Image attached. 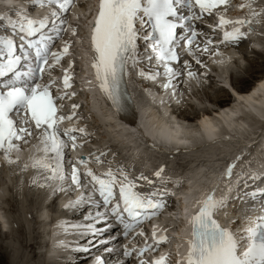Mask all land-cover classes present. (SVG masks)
<instances>
[{
  "label": "snow or ice",
  "instance_id": "snow-or-ice-1",
  "mask_svg": "<svg viewBox=\"0 0 264 264\" xmlns=\"http://www.w3.org/2000/svg\"><path fill=\"white\" fill-rule=\"evenodd\" d=\"M27 3L29 8L48 6L52 11L40 19L32 18L29 9L23 7L12 10L15 19L13 15L0 14L3 22L0 23V155L9 165L19 163V157L13 159L11 153L23 150L24 145L31 147V142L37 141L39 155L31 158V165L24 164L21 171L29 167L36 170L30 183L46 189V199L53 204L67 198L61 205L65 215L57 221V227L64 234L70 233L72 239L55 245L72 254L71 259L65 258L67 264L78 262V254L85 253L87 264H112L108 257L113 255L117 257L114 264H168L170 257L147 256L149 251H158L166 236L156 239L153 234L154 244L145 240L143 247L134 238L145 236L141 226L158 215L167 206L166 198L173 194L167 190L171 181H160L164 167L153 173L155 179L143 171L130 178L132 169L122 163L113 171L115 154L105 160L107 151L92 154L97 164L110 165L104 173L88 167L86 157H77L65 167L66 152L75 150L81 136L88 134L87 126L59 128L66 118L86 119L77 116L75 110L81 106L76 103L72 104L69 116L58 115L62 107L59 102L76 96L74 91H64L72 86L68 69L62 79L63 89L53 91L57 80L52 78V73L70 55V45L65 42L61 50L53 51V48L62 38L65 14L74 0H27ZM231 3L233 0H99L91 32L95 53L92 66L109 105L119 113L125 100L131 98L127 91L129 78H138L149 90L155 86L170 91V98L177 97L185 78L204 87L211 80L206 70L209 69L207 56L219 54V48L225 44L238 50L248 34L243 26L249 25L248 31H254L253 25L264 22V13L253 12L236 20L221 15L220 27L228 24L241 27L223 31L222 39L215 41L216 28H212L210 35L200 24L207 17L216 19L213 9L222 11ZM233 59L230 56L214 63L223 67ZM45 76L48 82H37ZM175 103L180 104L181 100L176 99ZM246 155L250 157V152L242 151L224 173L228 192L233 191L235 177L237 195L217 197L213 190L206 196L198 213L191 218L189 251L177 264H264V215H257L251 226L236 230L237 221L233 227H224L217 218L235 200L243 203L242 198L249 206L259 198L264 210V191L248 190L249 180L264 181V176L247 171L251 160L246 161ZM241 188L245 191L241 192ZM81 209L84 215L79 221L67 215H75ZM113 228L117 231L105 238V233ZM129 237L133 239L125 243ZM93 248L100 251L94 253Z\"/></svg>",
  "mask_w": 264,
  "mask_h": 264
},
{
  "label": "bare ground",
  "instance_id": "bare-ground-1",
  "mask_svg": "<svg viewBox=\"0 0 264 264\" xmlns=\"http://www.w3.org/2000/svg\"><path fill=\"white\" fill-rule=\"evenodd\" d=\"M23 1L19 2L21 4L19 6L17 3L14 2V0H7V2L9 3L12 2L15 3L16 8L18 7L25 8L28 5L27 0H23ZM90 3L91 2L89 0L88 1L74 0V3H72V7H71L72 12L75 13V15L79 14V16L77 15V17L79 18L80 16H86L85 14L89 9L88 5ZM246 4L252 7L256 6L255 7L256 9H261V11L264 13V0H255L251 2L246 1ZM38 8H41V11L45 12L46 15L48 14L49 10H52L48 6H44V7L38 6ZM13 9L15 8L9 9L5 7H0V14L13 15L14 18L15 15L12 11ZM29 12H31V10H29ZM258 40L259 42H261L263 38H258ZM81 45H82V41L80 40V47L82 48ZM247 46L248 44L243 42L239 46L238 50L237 49L231 50L230 48L226 47L225 50L222 51L219 50V54L212 55V59L215 61L221 59L220 57L222 55L221 56L219 55L222 54V52H223V57H225L224 60H228L230 56L234 58L233 60L235 63L231 68H228L227 71L228 73L226 76H224V78L228 76L227 78L230 81L232 80L235 84L238 85L240 84L238 86L240 90H242L241 89L242 84H244L247 79L244 78L243 74H239L238 72H236L237 70L241 69L244 64L240 62L238 59H242V58L245 59V57L249 55V52L254 53L255 58L252 57V59L249 60L247 59L248 60L247 67L242 68L243 70L247 69V72L252 73L251 71H249V68L254 66L257 58L264 57V51L261 54L258 53L260 51H255V50L248 51ZM75 54L77 53L75 52ZM259 63L260 64L264 63V60H261ZM208 65H210L209 62ZM212 69L216 70V67H213ZM224 69L225 66H223V69L219 67V70L225 71ZM193 70L196 69L194 68ZM219 70H218V74H221L219 73ZM89 78H90L89 75H87L84 78L86 82L84 85L90 88ZM184 80L187 84L192 82L187 80V78ZM209 82L212 84L217 83L214 81L212 77ZM190 87H192L191 84L188 85V88ZM218 87H219L218 89L223 88L222 86H218ZM205 88L206 87H202L201 91H196V90L192 91V94L195 97H198L197 96L198 92L203 91L204 94L209 93V91H207V88L206 89ZM156 89H162V88L156 87ZM234 89L236 93H233L234 94L232 100L233 102L228 103L224 106L221 105L220 106L221 109L217 108L216 110H213L210 109L209 107L198 108V106L200 105H195V104L191 105L190 103V105L192 107H195L197 111L195 112L192 111L191 113L189 112L187 113V111L181 108L179 109L176 108L175 110L172 109L171 112L169 111V106L172 104H174L175 106L176 104L173 98H170V95H168V93L159 95V93L154 92L153 90H149L145 86H135L134 90L136 94L135 95L136 100L141 101L142 99H146V100L149 99L151 101L149 104L146 105L143 104V106L141 107L142 115L138 116V121L142 129L139 128V125L135 127L126 128L124 125L116 123L113 119L109 120L108 117L106 119L105 118L106 112L101 107L100 101H97L93 98L88 99L87 97H86V103L91 104L92 108L95 110V113L94 114L89 113L88 108L84 107V112H88L87 115L83 116L86 117V119L79 120L75 117V119L74 118H72L71 120L67 119L66 121L68 123L75 122L81 125L83 122L90 120L92 123V127L97 126L98 128H100L99 121L104 122L105 120H108L107 124H104L102 128L104 129L108 127L110 133L103 134L97 131V136H100L101 141L107 144V142H109L111 138H114L117 141L121 142L123 145L126 142L128 146L129 143L131 147L128 149L129 150L132 149V153H134L135 150L137 151L140 150V152H142V154H140L139 152V160L142 159L145 162V166H151L150 165L151 156L149 158L148 156L154 155L152 150L158 151L156 155L160 156L161 158L173 157L171 156V154H169L171 153L170 151H165L163 148L162 150L167 152V154L159 151L160 149L155 147L156 141H158L160 144H164V146L167 145L170 147H174L180 145L179 147L181 148L183 153L192 151V149L190 150L185 148L190 144H195V149L193 150L197 156L200 154L208 155V153H210L209 157L206 159L207 163H198L195 165V162L192 160V158L185 160L187 164L190 163L191 165V168L188 171H185L186 173L185 180L189 184L183 185L181 188L177 189V192L182 196L183 200L186 202V204L189 207H193L194 205L200 204V200L202 199V196L209 195L211 193L207 191L215 190L217 196H220L222 192L225 191L228 192L227 189L224 187L226 180L223 179V177L221 176L222 173H220V169L222 167L221 165L224 164V162L221 160L222 159L221 157L217 156L215 151L232 153V151L235 152L238 151L239 149H242L246 152H250L253 145L249 146L248 141L250 139H253L256 140V143L254 145L255 152H253L252 158H255L254 161H258V164L254 165L255 170H258L260 166H264V77L257 80L256 84L248 88L246 91H239V89L237 88ZM142 91H145L144 92L145 96L146 94H148L149 91H152L151 99L150 97L147 96H146L147 98L141 97ZM180 91H178V94L180 93ZM155 93L157 94L155 95ZM212 95L213 94L209 93L208 95L205 96L208 100H211L213 98ZM223 98H225L226 100L228 97L227 96L220 97L217 105L223 104L222 103ZM161 101H163V103ZM174 112L177 114L176 116H180L186 119H188L189 116L198 117L197 119H193L194 121L196 120L195 121L196 124L194 126L190 125L192 127L189 128V130L188 128H183L180 124L175 123V121L171 120V117H173L172 113ZM193 120L192 122H194ZM185 130H187L188 133L185 132ZM157 133L160 135V138L156 135ZM178 133L180 136H175ZM109 134L111 136H109ZM249 134H251L252 136H245ZM146 137H150V138L145 140ZM31 144H32L31 147L36 149L37 141L33 140ZM244 145H247L249 147L244 148L243 147ZM124 146L121 145V148L127 149V146L126 145ZM31 147L26 145L23 147L26 148L25 152L21 153L22 150L16 152L17 156L19 157V163H13L11 165L8 164L6 167H4L5 170L4 172L6 173L5 175L7 176L3 179H0V189H5V191L8 193V195L3 196L2 200H4V205L6 204L12 205L16 201L15 198L17 199V202L14 203L13 207L17 208L16 210L18 212V215L14 217L17 218V223L19 226L18 230L12 228L10 223L12 222L14 223L15 218H13L14 221L12 220L9 221L10 218L9 217L7 218L6 215L4 216V222H8L9 231L8 232L7 230L2 231L0 227V233L3 232V237L5 236L4 238L11 237L12 239L11 243H13V240L15 242L10 246L2 245L5 248L10 249V251H13V254H11L9 250L8 251L4 250V252L7 255L6 264H22L19 261L21 258H26L27 263L28 261L32 260L31 255L27 257L25 253L22 251V247L24 249L26 248L27 250L33 248L34 246L32 241L29 240L27 241L26 232L24 231V228L26 231L36 230L39 232L40 230L39 224H43V226H45L46 224H48L47 220L52 218L53 214L54 215L60 214L58 208L55 209L54 213L51 212L50 209H48V206L51 205V207H53L54 204L50 203L46 205L44 203L43 197L40 194H38V191L41 192V188L33 187L31 185L30 181L32 180L34 175H36L35 170L29 167L27 171H21L22 166L24 164H27L25 158L32 151ZM206 148L208 149L206 150ZM229 148H231V150H229ZM188 154H190V152ZM155 165L159 167L161 165V162L158 161L156 162ZM173 187H174L173 185L170 186L171 189H173ZM217 189L218 192L216 191ZM65 202H66V198H63L57 203L62 205ZM30 203L33 204L30 205ZM41 207H45V208H41ZM9 210L10 209L8 208L7 211ZM20 213H22L21 214L22 217L19 218ZM33 223L34 224L36 223L35 226L33 225ZM53 226H57V222H54ZM31 236L29 237V239H31ZM55 250L56 249L53 248L48 249V251H52V252H48V254L50 255L52 253L54 254L53 251ZM11 255H13V257ZM36 261L38 260H35L34 262ZM84 261L85 259L82 258L79 259L78 262L72 261V264H83ZM41 262L39 264H51V262L49 260H46L45 257H43V261ZM61 262L62 259L60 260V263ZM28 264H33V263L30 262ZM62 264H67V261L63 260Z\"/></svg>",
  "mask_w": 264,
  "mask_h": 264
},
{
  "label": "rangeland",
  "instance_id": "rangeland-1",
  "mask_svg": "<svg viewBox=\"0 0 264 264\" xmlns=\"http://www.w3.org/2000/svg\"><path fill=\"white\" fill-rule=\"evenodd\" d=\"M263 38V40L261 41V46H263L264 47V37H262ZM227 48H229V47H227ZM234 49H236V48H234ZM231 50H233V49H231ZM263 51L264 50H261L260 49V52H258V53H263ZM252 57L253 58H255L254 57V53H252V52H249V55L247 56V57H245V59H238L240 62H242V63H244L243 64V66H242V68H245V67H247V65H248V60L249 59H252ZM248 59V60H247ZM261 60H264V57L263 58H257L256 59V62H255V64H254V68L253 67H251V68H249V71H251L252 73H250V72H247V71H245V69L243 70L242 68L241 69H239V70H237V68H236V72H238L239 74H243V76H244V78H246L247 80H246V82L244 83V84H242V87H241V89L242 90H240L239 88H238V86L240 85H238V84H235L232 80L230 81L227 77H226V80H227V82H229V84H227V87H228V89L227 88H225V87H223L222 89H224V90H222V89H218L219 87V85L217 86L216 84H218V82L217 83H215V84H212V83H210V82H206L205 83V85H204V87H206L207 88V91H209V93L210 94H213L212 96H213V98L211 99V100H208L207 98H206V96L205 95H208L209 93H206V94H204V92L202 91V92H198V97H195L193 94H192V91H201V87H199V86H197L196 84H195V82L192 84V87H190V88H188V90H182V91H180L181 93L180 94H178V96L177 97H175V98H173V100L175 101L176 99H180L181 100V103L180 104H178V107H175L174 106V104H172V105H170V106H172V107H175V108H172L171 107V110H170V108H169V111L171 112L172 111V109L173 110H175L176 108L177 109H179V108H181V109H184L185 111H187V113L189 112V113H191L192 111H197V109H195V107H192L191 105L192 104H195V105H200V106H198V108L199 107H201V108H204V107H209L210 109H213V110H216L217 108H218V106H221V105H226V104H228V103H232L233 101V96H234V94L233 93H235L234 92V88H237V89H239V91H246L248 88H250V87H252L253 85H255L256 84V81L257 80H259V79H261L262 77H264V63H262V64H260L259 62L261 61ZM234 64L235 62H234V60H233V62H231V63H229V64H226L225 65V71H223V70H219V72H223V74H224V76H226L227 75V71H228V66L230 65V64ZM241 63V64H242ZM246 63V64H245ZM259 65V66H258ZM221 68L223 69V67L221 66ZM254 71V72H253ZM211 84V85H210ZM210 85V86H209ZM234 87V88H233ZM205 88V89H206ZM188 91V92H187ZM221 92V93H220ZM221 94V95H220ZM225 97V96H227L228 98L225 100V98H223L222 99V101H227L226 103H224V104H219V105H217V103L219 102V99H220V97ZM187 102V103H186ZM190 103H191V105H190ZM175 104H177V103H175ZM182 105V106H181ZM214 106V107H213ZM172 115H173V117H171V120H173V121H175V123H178V124H180L183 128H188V130H189V128H191L192 126H194L195 124H196V120L194 121L193 119H197L198 117H195V116H189L188 117V119H186V118H182V117H180V116H176L177 114L174 112V113H172ZM192 120L194 121V122H192ZM184 122V123H183ZM189 125V126H188ZM190 125H192V126H190ZM185 132H187V130H185ZM183 133V132H182ZM188 133V132H187ZM200 149H202V148H200ZM208 148H206V150H207ZM26 151V148H23V150L21 151V153L22 152H25ZM219 151H215V153L217 154ZM209 154L210 153H208V157H209ZM215 154V155H216ZM179 155H181V154H179ZM174 156L173 158H169V160L170 161H172V160H176V161H174V162H172V163H170L169 164V168H173V170H175V171H183L182 169H183V167L181 166V165H179L178 163H177V161H182L185 165L187 164V162L184 160V159H182L181 160V156ZM172 159V160H171ZM151 162V161H150ZM155 164H156V162H155ZM178 164V165H177ZM195 164H197L196 162H195ZM172 165H173V167H172ZM182 168V169H181ZM184 172V171H183ZM5 173V172H4ZM6 174V173H5ZM7 175H4V174H2V172H0V179H3V178H5ZM4 190V192H5V194L6 195H8V193L5 191V189H3ZM15 202L14 203H16L17 202V199L15 198ZM2 202H3V204H4V200H2ZM14 203H13V205H14ZM33 203H30V205H32ZM57 205V204H56ZM28 208H30V207H28ZM53 208V209H52ZM57 207H55L54 205H53V207H51V206H48V209H50V211L51 212H53L54 213V211H55V209H56ZM17 208H14L13 206L11 207V211L9 210V211H7L6 212V217L8 218H10L9 219V221L10 220H12V221H14V219L13 218H15L17 215H18V212H17V210H16ZM14 211V212H13ZM13 212V213H12ZM22 213H20L19 214V218L20 217H22V215H21ZM15 216V217H14ZM34 219V218H33ZM36 224V223H35ZM35 224L33 223V225L35 226ZM10 225L12 226V228H15V229H19V226H18V223H17V218H15V221H14V223L12 222V223H10ZM32 225V226H33ZM9 226V225H8ZM33 226V227H34ZM24 231L26 232V238H27V241L29 240H31L32 242H34V244H36L35 242H37V240H38V231H36V230H34V231H30V230H25V228H24ZM36 231V232H35ZM36 233H37V235H36ZM17 235V234H16ZM25 235V234H24ZM32 235V236H31ZM28 236V237H27ZM31 236V239H29V237ZM35 238H34V237ZM5 237V236H4ZM3 237V234L2 233H0V264H6L7 263V260H6V253L4 252V250L5 251H10V249H7V248H5L4 246H2V245H7V246H10V245H12L13 243H15L14 242V240H13V243H11L12 242V239H11V237H7V238H4ZM18 237V236H17ZM18 247V246H17ZM22 251L25 253V255L27 256V257H29L30 255L32 256V260H30V261H28V263H30V262H32L33 264H35L36 262V264H39L41 261H43V258L42 257H39V256H36L35 255V251H34V247L33 248H31V249H27L26 250V248L24 249L23 247H22ZM10 253L11 254H13V251H10ZM12 257H13V255H11ZM15 259V258H14ZM16 260V259H15ZM27 259L26 258H21L19 261H20V263H22V264H28L27 263V261H26ZM35 260H38V261H40V262H38V261H36V262H34ZM2 262V263H1ZM17 262V261H16ZM42 263V262H41Z\"/></svg>",
  "mask_w": 264,
  "mask_h": 264
}]
</instances>
